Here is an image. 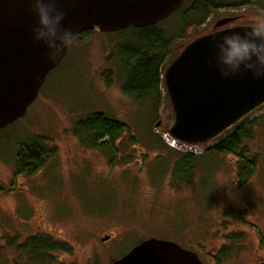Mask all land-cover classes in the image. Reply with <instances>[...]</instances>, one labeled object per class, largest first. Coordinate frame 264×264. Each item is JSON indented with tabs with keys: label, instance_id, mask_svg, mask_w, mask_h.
<instances>
[{
	"label": "rangeland",
	"instance_id": "rangeland-1",
	"mask_svg": "<svg viewBox=\"0 0 264 264\" xmlns=\"http://www.w3.org/2000/svg\"><path fill=\"white\" fill-rule=\"evenodd\" d=\"M184 2L181 11L192 0ZM260 14L264 0L210 9L202 24L189 27L171 13L158 22L178 35L163 69L220 17ZM116 39L121 38L97 28L86 38L74 37L26 113L0 129V264H110L151 236L194 251L204 264H250L252 251L264 250V105L251 114L256 121L241 143L248 158L256 156L255 166L249 177L240 176L236 155L206 152L228 132L204 145L171 141L167 130L173 111L163 84L157 105L122 92L123 75L107 60ZM108 70L111 81L106 84ZM90 112L127 127L113 158L103 149L81 145L71 133L74 121ZM34 136L46 138L54 151L35 173L15 175L16 144ZM182 152L199 157L189 183L176 184L171 172ZM35 237L64 249L49 251L46 261L35 260L29 242ZM24 242L28 250L20 247Z\"/></svg>",
	"mask_w": 264,
	"mask_h": 264
},
{
	"label": "water",
	"instance_id": "water-1",
	"mask_svg": "<svg viewBox=\"0 0 264 264\" xmlns=\"http://www.w3.org/2000/svg\"><path fill=\"white\" fill-rule=\"evenodd\" d=\"M184 0H59L64 24L74 25V37L97 28L102 33L156 24L177 11ZM241 15L223 16L209 28L228 29ZM35 16L29 0H0V129L22 117L37 98L54 64L44 47L33 41ZM186 42L167 63L162 83L173 111L167 134L183 144L204 145L235 128L264 105V80L250 72L222 77L207 59L212 46L204 33ZM239 30V29H235ZM159 126V122L154 124ZM108 239V235L102 240ZM110 264H203L198 255L178 243L154 236L134 245Z\"/></svg>",
	"mask_w": 264,
	"mask_h": 264
},
{
	"label": "trees",
	"instance_id": "trees-1",
	"mask_svg": "<svg viewBox=\"0 0 264 264\" xmlns=\"http://www.w3.org/2000/svg\"><path fill=\"white\" fill-rule=\"evenodd\" d=\"M250 2L251 0H241L239 3L226 4L211 0H192L191 6L186 11H181L182 3L175 12L184 20V27H189L202 24L210 9L222 6L237 7ZM194 14H199V18L195 21L191 18ZM158 25L156 23L144 27H130L114 32L117 38L120 37L121 39H116L113 42V52L107 56V60L112 61L113 65L119 68V72L123 75L122 92L137 102L152 101L155 105L158 104L161 96V76L165 59L170 53L169 46L173 39L178 37V35L171 34ZM94 29L84 31L76 37L78 39L86 38L92 34ZM111 73V70L104 73L106 84L111 81ZM252 125L253 123L237 125L233 130L228 131L223 140L215 141L206 152L236 155L239 158L238 162L242 164V167L238 169L239 175L242 176L243 174L249 177L251 169L255 166L256 156L252 155L248 158L246 155L248 151L241 143L243 138L250 137ZM127 131L128 129L123 123L110 119L101 112L86 114L77 121L75 120L71 128V133L77 137L81 145L91 149H103L112 158L115 153V143ZM29 139L16 144L12 161L15 175L35 173L45 164L54 151L53 148H48V141L43 136H34ZM130 139L133 140L134 138L130 137ZM198 157V154L192 152H182L174 161L171 172L172 182L176 184L189 183L193 177ZM43 240L47 242L44 246L41 245ZM43 240L40 237L29 240L30 243L33 242L30 249L36 257L35 260H45L49 256L46 254L51 250L64 249L59 243L56 245L57 243L49 238ZM21 245L22 250L27 249L25 242ZM18 249L20 248L18 247ZM49 260L52 261L51 258Z\"/></svg>",
	"mask_w": 264,
	"mask_h": 264
},
{
	"label": "clouds",
	"instance_id": "clouds-1",
	"mask_svg": "<svg viewBox=\"0 0 264 264\" xmlns=\"http://www.w3.org/2000/svg\"><path fill=\"white\" fill-rule=\"evenodd\" d=\"M29 7L36 18L32 39L43 45L45 60L54 64L72 44L76 27L64 24L66 11L59 0H29ZM204 36L213 49L207 62L222 77L250 72L254 79L264 80V14L241 15L231 28L212 27Z\"/></svg>",
	"mask_w": 264,
	"mask_h": 264
},
{
	"label": "flooded vegetation",
	"instance_id": "flooded-vegetation-1",
	"mask_svg": "<svg viewBox=\"0 0 264 264\" xmlns=\"http://www.w3.org/2000/svg\"><path fill=\"white\" fill-rule=\"evenodd\" d=\"M248 122H246L247 124L248 123H254L256 121V118L255 117H251L249 120H247ZM226 134V133H225ZM224 134V135H225ZM223 135V136H224ZM223 140V139H221ZM235 257V256H234ZM202 261V260H201ZM204 264V263H203ZM250 264H264V250L263 252H258L257 251H252L251 253V262Z\"/></svg>",
	"mask_w": 264,
	"mask_h": 264
}]
</instances>
